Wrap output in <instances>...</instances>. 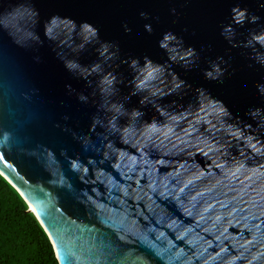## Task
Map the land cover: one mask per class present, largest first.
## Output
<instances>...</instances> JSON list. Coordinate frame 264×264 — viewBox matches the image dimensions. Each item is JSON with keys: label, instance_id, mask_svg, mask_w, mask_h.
I'll return each mask as SVG.
<instances>
[{"label": "water", "instance_id": "water-1", "mask_svg": "<svg viewBox=\"0 0 264 264\" xmlns=\"http://www.w3.org/2000/svg\"><path fill=\"white\" fill-rule=\"evenodd\" d=\"M0 174L59 264H264V0H0Z\"/></svg>", "mask_w": 264, "mask_h": 264}, {"label": "trees", "instance_id": "trees-1", "mask_svg": "<svg viewBox=\"0 0 264 264\" xmlns=\"http://www.w3.org/2000/svg\"><path fill=\"white\" fill-rule=\"evenodd\" d=\"M0 264H59L46 232L1 174Z\"/></svg>", "mask_w": 264, "mask_h": 264}]
</instances>
